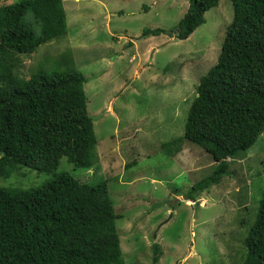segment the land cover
<instances>
[{"label": "rangeland", "instance_id": "rangeland-1", "mask_svg": "<svg viewBox=\"0 0 264 264\" xmlns=\"http://www.w3.org/2000/svg\"><path fill=\"white\" fill-rule=\"evenodd\" d=\"M14 1L0 0V6ZM62 3L66 34L31 55H17L16 72L28 77L71 53L86 79L97 159L84 169L61 157L53 173L19 166L0 175V186L36 188L61 172L91 185L106 180L120 216L116 229L125 264H151L154 244L157 264H240L264 188V131L242 157L227 162L218 180L195 193L194 202L184 195L212 175L215 163L188 141L182 154L173 153L174 144L161 148L183 134L196 85L216 63L232 21L230 0H218L183 39L176 37L177 24L188 0ZM145 28L163 32L142 35Z\"/></svg>", "mask_w": 264, "mask_h": 264}, {"label": "trees", "instance_id": "trees-1", "mask_svg": "<svg viewBox=\"0 0 264 264\" xmlns=\"http://www.w3.org/2000/svg\"><path fill=\"white\" fill-rule=\"evenodd\" d=\"M230 2L232 21L216 63L196 85L183 134L161 145L174 144L173 153L182 154L188 141L215 163L212 175L186 192V201L194 202L195 193L218 180L227 162L242 157L264 131V0ZM217 3L188 0L176 37L186 38ZM67 28L62 0L0 6V175L19 166L53 173L61 157L76 167L94 166L97 139L86 107V79L71 53L28 77L16 72L17 55H31ZM162 32L145 28L142 35ZM113 204L106 180L91 185L68 172L36 188L0 186V264H125ZM256 211L240 264H264V188ZM152 249L151 264H157L159 246Z\"/></svg>", "mask_w": 264, "mask_h": 264}]
</instances>
